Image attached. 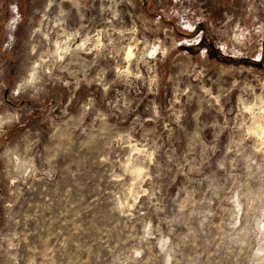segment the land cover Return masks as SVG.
Instances as JSON below:
<instances>
[{"label": "rangeland", "instance_id": "1", "mask_svg": "<svg viewBox=\"0 0 264 264\" xmlns=\"http://www.w3.org/2000/svg\"><path fill=\"white\" fill-rule=\"evenodd\" d=\"M0 264H264V0H0Z\"/></svg>", "mask_w": 264, "mask_h": 264}, {"label": "bare ground", "instance_id": "2", "mask_svg": "<svg viewBox=\"0 0 264 264\" xmlns=\"http://www.w3.org/2000/svg\"><path fill=\"white\" fill-rule=\"evenodd\" d=\"M128 53H130V50H128ZM128 53H127V54H128Z\"/></svg>", "mask_w": 264, "mask_h": 264}]
</instances>
